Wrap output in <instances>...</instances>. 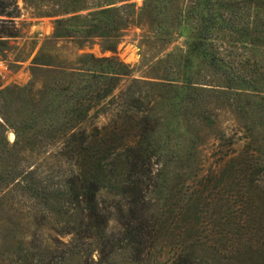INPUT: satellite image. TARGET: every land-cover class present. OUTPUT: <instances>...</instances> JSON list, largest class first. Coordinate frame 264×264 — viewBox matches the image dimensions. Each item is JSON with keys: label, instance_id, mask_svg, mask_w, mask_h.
Here are the masks:
<instances>
[{"label": "trees", "instance_id": "obj_1", "mask_svg": "<svg viewBox=\"0 0 264 264\" xmlns=\"http://www.w3.org/2000/svg\"><path fill=\"white\" fill-rule=\"evenodd\" d=\"M51 1L55 15L85 9L84 0ZM115 1L102 0L96 5L98 9L82 16L55 18L50 36L74 38L77 43L95 36L114 38L126 26L140 24L142 16L156 30L168 33L172 22L166 20V8L172 0H143L137 8L133 2L109 6ZM16 7L15 0H0V39L18 36L13 20ZM79 18L80 26L71 27L69 22ZM173 19L176 24L187 20L191 30L182 66L195 63L218 72L224 89L233 90L242 101L237 107L250 123L240 138L241 147L226 154L216 170L215 185L226 189L228 200L235 199V208L226 204L220 215L214 192V224L202 235L201 212L207 207L200 209V201L191 191L178 208L179 229L175 233L173 227L168 229L173 219L169 214L175 215L172 207L177 201L172 204L162 189L167 136L156 135L162 115L156 105H148V100L143 103L133 92L127 96L128 112L116 114L107 123L93 126L94 133H86L79 125L92 101L111 100L119 78L128 76L129 66L112 55L84 54L78 57L79 66L70 67L69 72H83L93 79L86 92L64 110V120L32 129L30 138L19 147L20 152L57 138L55 154L61 160L70 159V168H58L54 180L50 171L38 176L35 169H24L25 158L13 142L8 144L5 139L0 147V188L4 193L20 191L21 196L28 197L38 223L49 222L48 228L54 233L49 244L39 241L29 247L20 245L21 240H2L0 264H114L119 252L129 262L138 261L161 236L169 238L162 244L173 249L169 264H264V0H187ZM216 39L218 50L213 47ZM108 49L113 51L114 46ZM171 56L170 52L165 54L164 73L172 65ZM35 60L36 56L31 62ZM160 79L163 81L157 86L163 99L168 98L171 87L183 91L182 95L177 92L180 96L174 107L179 115L194 113L210 122L191 76H182L174 83L165 74ZM256 123L260 128L254 126ZM100 190L109 198L99 199ZM150 195L162 199L166 208L161 205L151 211ZM108 209L114 210L119 223V229L109 233ZM2 226L4 230L10 228ZM63 235H67L66 240L60 239Z\"/></svg>", "mask_w": 264, "mask_h": 264}, {"label": "rangeland", "instance_id": "obj_2", "mask_svg": "<svg viewBox=\"0 0 264 264\" xmlns=\"http://www.w3.org/2000/svg\"><path fill=\"white\" fill-rule=\"evenodd\" d=\"M142 1L116 0L109 6L133 2L134 8H137ZM15 2L17 16L13 20L19 34L0 39V147L6 139L8 144L13 142L19 152V147L30 138L32 129L65 119L64 110L75 97L86 92L87 84L93 81L83 72L78 75L70 74V67L80 64L78 57L84 54L94 57L115 56L129 66L128 76L119 78L111 100L107 99L103 103L92 101L79 127L92 134L93 126L105 124L123 111L128 112L130 106L127 104V96L133 92L139 94L143 103L148 100V105H156L162 115L156 135L160 138L167 136V155L162 159V189L164 196L171 197L172 204L177 201L172 207L175 215L169 214V218L173 219L170 220L168 229L173 227V232H177L180 225L179 216H176L178 208L186 201L189 193L194 191L200 201V209L206 210L207 207L206 212H201L202 235H206L207 230L213 227L216 207H220L219 214L223 215L221 209L235 200H228L226 189L215 185V178L219 174L216 170L222 166L226 154L241 147L240 138L249 122L237 107L242 106V101L233 95V90L224 89L218 72L201 64L182 66V55L191 39V30L187 20L176 24L173 18L187 0H172L167 4L166 20L172 22L167 34L164 29L156 30L150 26L142 16L140 24L126 26L114 38L95 36L81 43H77L74 38H52L50 34L53 21L72 14L85 15L88 11L98 9L96 5L102 4V0H84L85 9L61 15H55L56 7L51 0ZM81 22L82 19L79 18L69 23L74 28L80 26ZM111 45L114 46L113 51L108 49ZM213 47L219 49V40L213 41ZM168 52L172 54L169 60L172 65L164 73L163 59ZM219 55H224V52L219 51ZM34 56L35 63L31 62ZM164 74L173 83L181 80L182 76H191L201 108L208 113L210 122L194 113H187L184 117L179 115L174 108L183 92H179V88L171 87L168 98H162L163 92L157 85L162 83L163 79L160 78ZM177 92L180 93L179 96ZM255 99L257 98H251ZM161 100L164 101L160 104ZM254 126L260 128L258 123ZM58 145L56 138L45 139L31 149L24 147L19 152L25 158L22 166L24 165L25 170L35 169L38 176L50 171L54 180L58 168H70V159L63 158V161L56 156ZM261 184L264 185V178ZM216 191L215 207L212 206L214 198L211 196ZM150 196L153 203L150 209L155 212L163 205L162 199ZM98 198L106 200L109 196L100 190ZM165 208L163 205V210ZM108 210L106 232L109 233L117 231L119 223L114 210ZM32 211L31 201L28 197L21 196L20 191L4 193L0 188V242L4 239L21 240L20 245L25 247L39 241L49 244L54 235L48 228L49 222L44 220L38 223L39 219ZM222 220L221 216L220 221ZM3 224L10 226L11 231L4 230ZM37 225L39 227H35ZM66 238L67 235L60 236L62 240ZM165 239L169 240L166 236H161L152 248L143 252L138 261L129 262L119 252L115 255L114 264H169L173 249L170 244H162ZM91 254L96 258L95 251Z\"/></svg>", "mask_w": 264, "mask_h": 264}, {"label": "water", "instance_id": "obj_3", "mask_svg": "<svg viewBox=\"0 0 264 264\" xmlns=\"http://www.w3.org/2000/svg\"><path fill=\"white\" fill-rule=\"evenodd\" d=\"M10 136H12V134H10Z\"/></svg>", "mask_w": 264, "mask_h": 264}]
</instances>
